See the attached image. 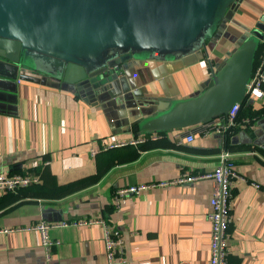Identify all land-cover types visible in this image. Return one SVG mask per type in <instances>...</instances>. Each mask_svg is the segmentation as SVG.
I'll use <instances>...</instances> for the list:
<instances>
[{
    "label": "crops",
    "instance_id": "obj_1",
    "mask_svg": "<svg viewBox=\"0 0 264 264\" xmlns=\"http://www.w3.org/2000/svg\"><path fill=\"white\" fill-rule=\"evenodd\" d=\"M239 7L207 45L209 58L131 67L118 75L113 94L101 100L87 101L33 80L28 70L19 72L14 90L0 95V173L38 181L0 193V229L14 228L0 232V264H108L106 227L121 238L125 260L119 264H210L211 179L157 186L127 196L120 208L113 197L123 186L210 172L224 151L243 177L233 184L228 259L264 264V96L249 100L252 115L244 116L228 147L227 132L236 122L222 134L207 133L214 119L147 133L143 143L103 147L137 137L129 128L138 115L198 94L211 66L217 68L251 26L264 33V0H243ZM187 134L194 141L187 142ZM87 219L100 223L50 228L48 246L39 230L29 229L41 221Z\"/></svg>",
    "mask_w": 264,
    "mask_h": 264
},
{
    "label": "water",
    "instance_id": "obj_2",
    "mask_svg": "<svg viewBox=\"0 0 264 264\" xmlns=\"http://www.w3.org/2000/svg\"><path fill=\"white\" fill-rule=\"evenodd\" d=\"M223 1L0 0V95L14 90L21 70L90 101L113 94L118 75L131 67L196 63L209 56L207 45L242 0H231L219 14ZM263 38V32L252 30L198 94L138 115L129 130L139 135L185 129L227 115L246 99Z\"/></svg>",
    "mask_w": 264,
    "mask_h": 264
},
{
    "label": "built area",
    "instance_id": "obj_3",
    "mask_svg": "<svg viewBox=\"0 0 264 264\" xmlns=\"http://www.w3.org/2000/svg\"><path fill=\"white\" fill-rule=\"evenodd\" d=\"M209 58V56L207 57ZM264 54L262 61L253 71L252 77L247 84V96L249 99H260L264 96ZM215 66H211V72L209 76L215 71ZM241 103H235L228 114L214 119L209 124V132L224 133L229 127L235 125L238 111ZM155 134V133H153ZM156 137V135H154ZM147 134L138 135L129 139H118L111 143L103 144L104 149L121 147L129 144H139L147 141ZM153 137V136H152ZM187 142L194 141L193 134L186 135ZM97 150L93 149L92 154H95ZM230 154L224 151L220 154V163L214 170L206 172L200 175H188L185 174L177 179L170 181H162L155 183H140L136 185L123 186L118 188L113 197V202L116 208H120L121 204L127 196L141 194L142 192L157 187L165 186L168 184H178L184 182H192L200 179H211L215 186L214 195L212 196L211 211L208 215L212 225V237L210 247V264H232L229 259V247H228V226L232 221V200H233V184L234 180L243 178L240 176L236 168L228 163ZM38 181L37 177L32 175H25L20 173L5 174L0 173V193L7 191H14L21 187L27 186L33 182ZM100 223V220H76L73 223L70 222H56L49 223L41 221L34 224L29 229H37L41 233V242L43 245L48 246L50 244L48 231L52 227L67 226L70 224L84 225L89 223ZM14 228L0 229V232H9ZM106 257L108 264H119L124 262L125 258L122 251V241L119 233L113 229L106 227Z\"/></svg>",
    "mask_w": 264,
    "mask_h": 264
},
{
    "label": "trees",
    "instance_id": "obj_4",
    "mask_svg": "<svg viewBox=\"0 0 264 264\" xmlns=\"http://www.w3.org/2000/svg\"><path fill=\"white\" fill-rule=\"evenodd\" d=\"M264 51V44L262 42L259 43V46L257 48V51L255 53V58H254V67H253V71L254 69L256 68V66L258 65L259 61H260V58H261V54H263L262 52ZM249 98L248 96H246V99L244 102H242L240 104V109L238 111V114H237V119H236V125L234 127H232L228 132H227V136H226V146L228 147L229 146V142H230V137L232 136V134L236 131H238L239 129V124L240 122H242V120L244 119V116H250L252 115L249 109ZM161 132H165V131H161ZM159 132V133H161ZM147 134V133H146Z\"/></svg>",
    "mask_w": 264,
    "mask_h": 264
},
{
    "label": "rangeland",
    "instance_id": "obj_5",
    "mask_svg": "<svg viewBox=\"0 0 264 264\" xmlns=\"http://www.w3.org/2000/svg\"><path fill=\"white\" fill-rule=\"evenodd\" d=\"M243 1V0H242ZM241 1V2H242ZM231 2V0H224L223 1V3L221 4V7H220V10H221V12L219 13V14H221V13H223V14H225V12H226V10H227V8H228V4ZM240 9V7L238 8V10ZM219 10V11H220ZM238 10H237V12H238ZM219 16V15H218ZM256 23H258V22H256ZM255 23V24H256ZM252 27H254V26H251V28H250V31L252 32ZM251 34V33H250ZM249 34V35H250ZM128 56H130V55H126V58L128 57ZM203 62H204V60H203ZM205 63V62H204ZM201 64V63H200Z\"/></svg>",
    "mask_w": 264,
    "mask_h": 264
}]
</instances>
